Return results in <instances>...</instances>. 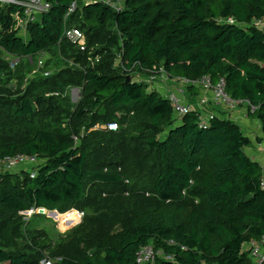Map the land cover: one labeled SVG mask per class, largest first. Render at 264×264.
<instances>
[{
    "label": "trees",
    "instance_id": "1",
    "mask_svg": "<svg viewBox=\"0 0 264 264\" xmlns=\"http://www.w3.org/2000/svg\"><path fill=\"white\" fill-rule=\"evenodd\" d=\"M48 1L26 37L16 28L19 7L0 3V46L21 56L7 69L31 63L28 56L36 64L44 52L45 64L64 65L17 98L0 91L1 124L27 125L0 138V160L22 153L40 161L34 176L0 174V264L47 258L17 249V226L13 239L5 236L22 212L66 213L116 185L158 203L132 216L117 243L97 235L83 241L90 249L76 246L51 264H137L148 244L162 253L153 264H257L246 245L264 235L263 166L246 151L252 140L240 120L221 109L201 127L198 111L179 118L165 95L127 76L139 64L163 66L172 78L224 77L233 98L256 107L248 106L249 117L264 133V28L255 23L264 19V0H125L119 11L99 1L69 15L75 0ZM72 26L86 34L87 51L65 39ZM119 54L125 70L115 66ZM74 84L82 99L73 105L64 94ZM112 122L117 130L108 129Z\"/></svg>",
    "mask_w": 264,
    "mask_h": 264
},
{
    "label": "rangeland",
    "instance_id": "2",
    "mask_svg": "<svg viewBox=\"0 0 264 264\" xmlns=\"http://www.w3.org/2000/svg\"><path fill=\"white\" fill-rule=\"evenodd\" d=\"M113 1L120 5H124L125 2V0ZM8 59V54L0 46V62L6 64L7 61L9 62ZM117 59L116 57V67H118ZM90 60L95 62L94 58H90ZM31 64L32 62H26L15 70L7 69L6 64V68L0 71V91L7 93L12 98H17L30 86L39 84V80L42 82L45 78L52 77L57 71L64 68L62 64L56 65L55 61L49 64L46 62L44 66H39L37 63ZM131 75L134 81H144L141 80V77L145 79L148 74L134 72ZM147 83L149 91L156 90L164 95L165 91L159 89L157 84ZM51 91L46 93V96L57 95ZM64 95L68 96L73 105L79 104L82 99V86L70 85ZM244 107L246 108V106ZM20 123L14 119H11L6 125L0 122V138L22 133L20 129L26 128L27 125L21 127ZM104 127V124H98L94 128L102 130ZM253 145L254 143L251 144V146ZM35 168L36 166H21L15 169H5L0 165V174H18L21 179H24L32 174ZM157 203L158 200L153 194L131 192L128 186H103L100 187L99 195L93 201L85 200L83 206L75 205L66 213L48 208H43L44 211H41V208L24 211L21 213V217L13 220V223L7 224L4 231L6 237L13 239L12 230L17 226L18 236L14 237L17 249L30 250L41 255L42 258L49 257L51 260H60L64 252L73 250L76 246H78L77 248L90 249L91 247L89 248V245L83 241H91L97 235V237L104 235L106 243H117L132 216ZM246 247H249V244Z\"/></svg>",
    "mask_w": 264,
    "mask_h": 264
},
{
    "label": "built area",
    "instance_id": "3",
    "mask_svg": "<svg viewBox=\"0 0 264 264\" xmlns=\"http://www.w3.org/2000/svg\"><path fill=\"white\" fill-rule=\"evenodd\" d=\"M105 2L106 4L114 7L116 10H121L122 5L118 4L113 0H75L72 2L68 14L73 13L79 4H90L94 2ZM1 4L6 5H17L19 10L15 13L17 18L16 28L19 30V33L22 36H26L28 33V27L31 23L35 22L39 15L47 12L51 8V3L48 0H0ZM231 20V18H230ZM255 23L261 28H264V19L256 20ZM64 37L71 44L75 45L82 51H87L88 43L86 34L79 29L78 27H67L65 29ZM8 54V53H7ZM9 64L11 68H15L16 65L21 60V56L8 54ZM48 58V53L44 52L36 60V63L39 66H44L45 61ZM30 62H35L33 56L26 57ZM99 60V57H97ZM118 66L122 69H126L123 61V56L119 54L117 59ZM147 73V77L144 79L141 77V80L144 82H149L151 84H157L159 89L165 91L164 95L171 101L174 112L177 117L181 118L186 114L192 112L193 109L199 112L200 114V126L205 127L209 124V121L218 114H221L218 110L225 109L228 111L227 116L236 121L239 119L237 115H234L233 112L239 111L240 108L246 106L245 116H249L248 106H251V111L254 112L256 107L251 105L249 102L241 99L233 98L227 90V81L224 77L220 78L216 83L211 79L210 75H203L196 80H190L185 78L175 77L172 78L165 71L164 67H154L153 69L142 70V67L139 64H135L130 73ZM132 76V75H131ZM172 80H177L173 82ZM190 85H194L199 89L206 92V94L198 96L195 98V103L192 102L194 99H189L187 96V88ZM209 94V95H208ZM110 130H117L118 124L112 122L107 125ZM76 140L78 137H75ZM40 163L39 158L35 155H26V154H16L5 156L0 160L1 167L5 169H15L21 166H37ZM36 174V170L32 172V176ZM261 185L264 188V167H263V176L261 179ZM172 244L175 242L172 241ZM184 248V247H183ZM251 250V256L255 259L257 264L264 263V235L258 240H252L249 243ZM159 254H162L160 251H157L153 245L148 244L140 248L137 253L136 263L137 264H153ZM168 260H173L172 255L165 256ZM52 260L47 257L41 261V264H51ZM203 264V263H201Z\"/></svg>",
    "mask_w": 264,
    "mask_h": 264
},
{
    "label": "crops",
    "instance_id": "4",
    "mask_svg": "<svg viewBox=\"0 0 264 264\" xmlns=\"http://www.w3.org/2000/svg\"><path fill=\"white\" fill-rule=\"evenodd\" d=\"M197 89L195 88L194 90L187 92L189 93L188 96L190 97V100L194 98L192 100L193 103H195V98L206 94V92L203 90L199 88ZM233 114L237 115V118L240 120L245 133L250 136L252 143H254L253 146H251V143L246 148V151L254 160L258 161L264 167V133L261 131L260 123L256 119L245 116L244 107L240 108L239 111L233 112ZM259 138L262 139L259 141Z\"/></svg>",
    "mask_w": 264,
    "mask_h": 264
},
{
    "label": "water",
    "instance_id": "5",
    "mask_svg": "<svg viewBox=\"0 0 264 264\" xmlns=\"http://www.w3.org/2000/svg\"><path fill=\"white\" fill-rule=\"evenodd\" d=\"M131 79H132V77H131L130 75H128V76H127V80H131ZM41 211H44V209L41 208ZM56 214H58V213L56 212Z\"/></svg>",
    "mask_w": 264,
    "mask_h": 264
}]
</instances>
